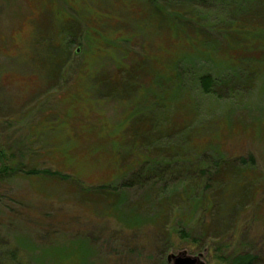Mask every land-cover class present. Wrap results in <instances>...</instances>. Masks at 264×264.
Here are the masks:
<instances>
[{
  "label": "rangeland",
  "instance_id": "rangeland-1",
  "mask_svg": "<svg viewBox=\"0 0 264 264\" xmlns=\"http://www.w3.org/2000/svg\"><path fill=\"white\" fill-rule=\"evenodd\" d=\"M0 147V264H264V0H0Z\"/></svg>",
  "mask_w": 264,
  "mask_h": 264
},
{
  "label": "trees",
  "instance_id": "trees-1",
  "mask_svg": "<svg viewBox=\"0 0 264 264\" xmlns=\"http://www.w3.org/2000/svg\"><path fill=\"white\" fill-rule=\"evenodd\" d=\"M201 83L203 85V89L205 91H209L210 87V81L209 78L203 77L201 78ZM10 165L9 158L4 156V152L2 150V147H0V175H6L13 170V168ZM18 171L22 172V169H18ZM32 173H36V170H30ZM30 171H25V173H31ZM15 174V173H13ZM179 233H182V231H179ZM183 237V235H181ZM253 256L249 255H236L234 258H231V263L230 264H249L250 261L252 260Z\"/></svg>",
  "mask_w": 264,
  "mask_h": 264
},
{
  "label": "water",
  "instance_id": "water-1",
  "mask_svg": "<svg viewBox=\"0 0 264 264\" xmlns=\"http://www.w3.org/2000/svg\"><path fill=\"white\" fill-rule=\"evenodd\" d=\"M201 256V254H198V256L190 257L186 256L185 252H180L178 254H172L169 253L167 255V261H171L172 264H194L196 260L198 261V258ZM198 264H203L202 262Z\"/></svg>",
  "mask_w": 264,
  "mask_h": 264
}]
</instances>
